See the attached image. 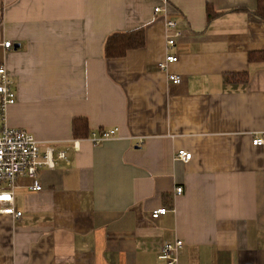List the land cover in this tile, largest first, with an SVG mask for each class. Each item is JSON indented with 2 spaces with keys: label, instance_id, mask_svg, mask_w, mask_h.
Returning a JSON list of instances; mask_svg holds the SVG:
<instances>
[{
  "label": "crops",
  "instance_id": "0c3cea01",
  "mask_svg": "<svg viewBox=\"0 0 264 264\" xmlns=\"http://www.w3.org/2000/svg\"><path fill=\"white\" fill-rule=\"evenodd\" d=\"M257 10L258 0H0V40L15 46L0 51L17 94L8 126L59 145L75 141V119L116 131L98 146L76 140L71 166L40 172L41 192L17 180L22 218L0 214V264H167L162 247L177 240L178 264H264ZM167 21L182 33L174 48ZM139 29L144 48L106 59L110 36ZM169 55L179 60L162 72ZM180 151L191 161L175 160Z\"/></svg>",
  "mask_w": 264,
  "mask_h": 264
},
{
  "label": "built area",
  "instance_id": "2783aa9c",
  "mask_svg": "<svg viewBox=\"0 0 264 264\" xmlns=\"http://www.w3.org/2000/svg\"><path fill=\"white\" fill-rule=\"evenodd\" d=\"M162 4L167 6L169 0H161ZM164 11L163 7L155 8L156 14ZM178 22L168 21L166 23L167 46L174 48L178 38L182 33L178 30ZM14 44L10 41L2 42L0 40V51H11ZM178 57L167 56L160 63L159 70L168 73L169 66L178 62ZM169 80L174 85L182 83V78L178 75L169 74ZM17 103V94L15 91V81L8 74L4 65L0 64V214L12 215L15 219H21L22 213L14 210V190L19 178H30L34 181L33 189L37 192L42 191V186L38 176L44 170L54 171L62 167H69L72 164V155L79 150L78 142L59 144H42L35 137L24 129L11 128L7 124V112L9 107ZM115 130L101 131L99 134H92V142L95 146L103 141L113 137ZM253 145L264 147V134L255 135ZM192 159V154L186 151H180L175 160L188 163ZM183 193L182 188L176 190L177 195ZM170 210L161 208L152 214L153 220H160L165 217ZM184 243L181 240L176 242H167L163 245L160 260L167 264H178L180 251Z\"/></svg>",
  "mask_w": 264,
  "mask_h": 264
},
{
  "label": "trees",
  "instance_id": "16d2710c",
  "mask_svg": "<svg viewBox=\"0 0 264 264\" xmlns=\"http://www.w3.org/2000/svg\"><path fill=\"white\" fill-rule=\"evenodd\" d=\"M257 15L264 20V0H258ZM218 13L211 7L208 8V20L212 22ZM146 45V36L143 29L130 33H116L110 36L105 44L104 54L106 59H121L127 56L129 52L137 51ZM249 61L251 63L264 62V54L250 53ZM243 82H248V75L241 76ZM72 134L74 140L86 139L92 136L88 121L86 119H75L72 125Z\"/></svg>",
  "mask_w": 264,
  "mask_h": 264
},
{
  "label": "bare ground",
  "instance_id": "6f19581e",
  "mask_svg": "<svg viewBox=\"0 0 264 264\" xmlns=\"http://www.w3.org/2000/svg\"><path fill=\"white\" fill-rule=\"evenodd\" d=\"M164 12V11H163ZM168 22V21H167Z\"/></svg>",
  "mask_w": 264,
  "mask_h": 264
}]
</instances>
